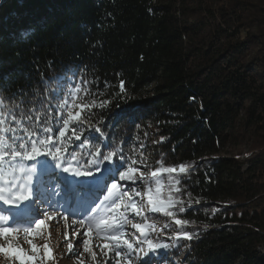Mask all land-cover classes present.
<instances>
[{
	"label": "trees",
	"instance_id": "trees-1",
	"mask_svg": "<svg viewBox=\"0 0 264 264\" xmlns=\"http://www.w3.org/2000/svg\"><path fill=\"white\" fill-rule=\"evenodd\" d=\"M0 97L5 186L148 167L156 264H264V0H0Z\"/></svg>",
	"mask_w": 264,
	"mask_h": 264
},
{
	"label": "rangeland",
	"instance_id": "rangeland-1",
	"mask_svg": "<svg viewBox=\"0 0 264 264\" xmlns=\"http://www.w3.org/2000/svg\"><path fill=\"white\" fill-rule=\"evenodd\" d=\"M78 114L79 111L72 118H76ZM46 164L47 171L56 173V169ZM121 172L131 179L121 180ZM154 175L155 173L148 171V167H123L117 177L122 185V196L115 202L107 203L101 202L108 189L102 175L98 174L89 181L85 176L63 171L56 179L62 181L65 187V181L74 183L73 192L67 195L68 198L66 195L56 196V191L62 190L54 180H50L41 199H38L41 193L32 177L35 195L21 202L22 210L13 206L10 210L12 215L2 209L0 214L8 218L16 217L18 220L35 216L36 220H43L44 223L39 229L35 222L18 226L13 228L15 231L0 236V247L7 250L9 245L12 246L11 254L0 252V264H20L16 258L17 250H22L20 254L25 257L24 264H143L149 258L152 264H156L157 258L151 252L164 236L170 237L171 233L163 232L167 226L163 218L153 219L152 214H149L162 203L158 197L161 182ZM93 180L97 183L95 193L98 195H83L84 192L80 189H90ZM151 180L157 183L153 186ZM50 190L52 192L49 199L45 195ZM46 199L51 201V207H48ZM0 205L5 207L2 201ZM45 212L48 213L47 216ZM25 228H31V231L25 233ZM124 241L132 245L131 250ZM148 241L152 242V249L149 248ZM262 249L264 251V247Z\"/></svg>",
	"mask_w": 264,
	"mask_h": 264
},
{
	"label": "snow or ice",
	"instance_id": "snow-or-ice-1",
	"mask_svg": "<svg viewBox=\"0 0 264 264\" xmlns=\"http://www.w3.org/2000/svg\"><path fill=\"white\" fill-rule=\"evenodd\" d=\"M2 100L3 98L0 97V112L3 111ZM21 103H23V101H21ZM0 119H3V117H0ZM56 151H59V149H56ZM11 153L13 156H21V159H29V160L35 159V157L39 155V152L35 144H31V154H29V151H28V144H20L18 148H11ZM48 154L52 155L51 152H49ZM53 158L55 159L57 157L54 156ZM105 159H109V157H105ZM3 165H4V161L2 158H0V201H2L4 204L15 206L18 210H22L20 209L21 202L25 200H29L31 196L35 195V192L33 191V188H32V175H31L34 169L27 168L25 165L20 163V161H16L15 163H9V167L12 169L13 173L19 170V172L22 174L23 182L22 183L19 182L17 178L13 176V179L9 181L7 186H5L3 183V175H4ZM60 166H61L60 164H57V167H60ZM181 170H183V167ZM63 171L66 173H72L73 175H76V176H79L82 174L79 171L74 172L70 167H64ZM168 171H172V169H168ZM83 174L88 175L91 173L87 172ZM120 179L121 180L131 179V177L128 176L126 173L121 172ZM69 183L71 182L69 181ZM116 187H117L116 184L112 185L113 189H115ZM47 215L48 213L45 212V216ZM8 219H9L8 216L0 214V221H7ZM33 222H35L37 229H39L41 225L44 223L43 220H36L35 216H32L31 219L25 218V219H20V220H18L16 217H13V223L31 224ZM177 223H179V221H177ZM13 231H15V229L0 225V236H3L4 234L10 233ZM24 231L25 233H28L31 231V228H25ZM84 243H87V241H85ZM124 243L126 244L128 249L130 250L132 249V245L129 244L127 241H124ZM148 246L150 249L153 248L151 241H148ZM155 247L156 248H167L168 245L167 244L156 245ZM33 248L35 249V245H33ZM21 251L22 250H17L16 258L20 261V264H24L25 257L20 254ZM0 252H3L6 255H9L12 252V246L9 245L7 250H5L3 247H0ZM117 255H119V253H117ZM145 255H147V253H145ZM28 259H31V258H28ZM143 264H152L151 258H149L148 260H144Z\"/></svg>",
	"mask_w": 264,
	"mask_h": 264
}]
</instances>
